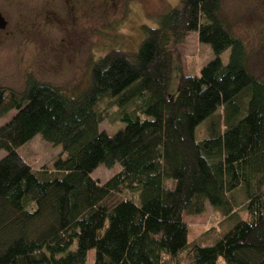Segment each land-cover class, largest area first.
<instances>
[{
    "label": "trees",
    "instance_id": "trees-1",
    "mask_svg": "<svg viewBox=\"0 0 264 264\" xmlns=\"http://www.w3.org/2000/svg\"><path fill=\"white\" fill-rule=\"evenodd\" d=\"M219 12L220 0H178L140 27L136 51L93 61L73 95L32 75L20 91L0 85V119L15 111L0 126V264H85L89 250L93 264H264V80ZM191 32L213 58L180 74L171 95L168 45ZM219 108L222 120L195 139ZM109 116L123 124L111 136L99 128ZM37 134L65 155L51 171L16 152ZM99 164L119 170L99 183L90 177ZM239 187L248 218L211 245L188 242L183 216L206 203L234 214Z\"/></svg>",
    "mask_w": 264,
    "mask_h": 264
},
{
    "label": "rangeland",
    "instance_id": "rangeland-1",
    "mask_svg": "<svg viewBox=\"0 0 264 264\" xmlns=\"http://www.w3.org/2000/svg\"><path fill=\"white\" fill-rule=\"evenodd\" d=\"M177 1L143 0L141 2L140 0L133 8L132 17H129L121 25H106L105 22L92 23L90 37L85 38L78 35L73 41L75 53L71 51L65 54L60 52L59 56L54 57L48 53L39 55V47L44 46V43L39 42L38 35L32 33L26 39L17 36L19 31L13 29V20L15 11L21 15V10L18 9V5L8 7L5 5V0H0V12L9 15L11 25L9 30L15 32L11 38L10 35L4 38L0 32V85L20 91L23 88L24 79L28 75H32L40 81L57 86L67 94H76L88 84V67L93 61L110 48L136 51L143 37L140 27L142 25L155 27L159 17L176 5ZM219 16L227 30L243 42L247 53V70L256 78L264 80V1L220 0ZM96 28H104L107 34L99 36L96 33ZM51 37L56 42L55 36L52 35ZM168 48L171 49L173 63V73L168 92L174 95L180 74L197 75L199 69L213 58V53L208 45L198 42L194 32L187 34L181 42L169 44ZM228 56V49L221 53L220 60L223 64L227 63ZM112 110L114 108L109 109V112ZM14 113L15 111H10L4 115L0 119V126L8 122ZM141 118L146 117L142 116ZM111 120L112 118L109 116L99 125L100 130L108 136L113 135L123 127V124ZM211 120L216 122L222 120L220 108L210 119L196 127L195 139L208 136L207 129ZM16 152L35 171H51L54 161L65 158L60 146H54L42 140L39 134L35 135L29 142L19 146ZM3 154L4 152L0 151V157ZM118 170L117 165L108 169L99 164L91 171L90 177L99 183H103ZM165 186L172 187L173 181L166 180ZM244 195V190L241 187L233 191L236 208L234 214L225 216L206 203L205 211L201 215L183 216L187 228V241L211 245L220 233L226 232L237 221L246 220L248 213L245 207L238 205ZM73 248L74 244L70 249ZM85 264H93L92 250L87 252ZM215 264L226 263L224 259L217 257Z\"/></svg>",
    "mask_w": 264,
    "mask_h": 264
},
{
    "label": "flooded vegetation",
    "instance_id": "flooded-vegetation-1",
    "mask_svg": "<svg viewBox=\"0 0 264 264\" xmlns=\"http://www.w3.org/2000/svg\"><path fill=\"white\" fill-rule=\"evenodd\" d=\"M138 2L140 0H5V5H18L21 10V15L17 11L15 15L13 13V29L19 31L17 36L26 39L32 33L38 35L39 42L44 43V46L39 47V55L48 53L56 57L60 52L75 53L73 41L78 35L90 37L92 23H124L132 17L133 8ZM0 14L5 21L0 32L4 38L8 35L11 38L15 32L9 30L10 17L2 12ZM96 33L99 36L107 34L104 28H96Z\"/></svg>",
    "mask_w": 264,
    "mask_h": 264
},
{
    "label": "water",
    "instance_id": "water-1",
    "mask_svg": "<svg viewBox=\"0 0 264 264\" xmlns=\"http://www.w3.org/2000/svg\"><path fill=\"white\" fill-rule=\"evenodd\" d=\"M4 26H5V21H4L3 17L0 14V29H3Z\"/></svg>",
    "mask_w": 264,
    "mask_h": 264
}]
</instances>
